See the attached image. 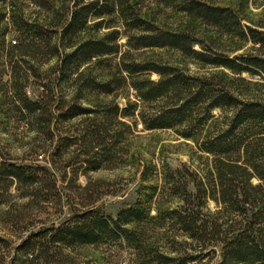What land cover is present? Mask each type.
Masks as SVG:
<instances>
[{
  "label": "trees",
  "instance_id": "trees-1",
  "mask_svg": "<svg viewBox=\"0 0 264 264\" xmlns=\"http://www.w3.org/2000/svg\"><path fill=\"white\" fill-rule=\"evenodd\" d=\"M33 1L48 12L40 19H29L13 6L12 30L18 38L24 36L10 45L13 50H23L24 45L34 42L56 58L54 86L45 84L49 90L43 89L38 99H30L24 93L17 95L37 136L59 137L57 150L62 146L68 151L73 146L81 156L77 161L85 164L83 172L98 169L112 161L116 148L124 143L123 126L127 124L122 118L136 113L146 129H174L179 136L195 143L199 156L204 152L212 157L211 166L200 177L185 166L166 165L160 189L157 183H145L157 173L156 165L146 162L136 200L120 208L115 218L92 204L96 197L92 195L93 189L88 190L91 184L87 182L82 189L87 191L88 199L74 207L67 219L21 239L16 249L21 250L22 261L37 254L40 247L46 254L53 247L46 264H96L74 260L64 249L119 237L136 244L142 223L155 220L163 229L175 226L184 244L190 245L178 257L149 251L157 262L190 264L197 252L207 249L205 254L209 258L219 254L215 264H264V100L240 96L225 71L222 75L203 77L168 62L137 60L124 53L116 63L105 64L108 69L103 75L90 70L91 61L101 65L104 56L118 53L122 32L113 26L116 18L125 27L122 34L127 35L126 43L131 48H174L233 73L250 70L264 75V53L230 57L223 51L217 52L219 40L215 42L213 38L227 34L239 40L250 39L262 49L264 30L242 23L237 9L207 0H155L184 13L185 24L177 28L158 26L143 16L138 0ZM2 16L3 13L0 19ZM102 27L112 28L99 33ZM207 27L219 35H207ZM151 72L158 77L152 78ZM233 79L242 78L237 75ZM62 84L69 85L70 93L73 91L69 99L56 94L57 86ZM125 85L136 92V99L128 100L127 106L122 108L113 98H103L116 95ZM214 108L221 109L219 116L213 115ZM75 116L82 117L73 132L69 126L62 129L54 121ZM70 160L64 161V165L69 166ZM182 169L187 170L190 178L181 181ZM46 171L44 165L0 159V186L1 181L5 182V191L11 182H16L21 195L44 200L57 191L54 183L45 181ZM166 189L176 197V205L164 204L162 195ZM210 199L214 208L208 205Z\"/></svg>",
  "mask_w": 264,
  "mask_h": 264
},
{
  "label": "rangeland",
  "instance_id": "rangeland-1",
  "mask_svg": "<svg viewBox=\"0 0 264 264\" xmlns=\"http://www.w3.org/2000/svg\"><path fill=\"white\" fill-rule=\"evenodd\" d=\"M141 4L143 16L153 20L158 26L164 28H177L185 24L184 13L178 12L171 6L157 3L155 0H138ZM213 4L230 6L237 9L242 15V23L251 27L264 30V0H207ZM16 5V7H15ZM13 6L19 8L29 19H40L47 13L42 6L33 0H0V159L16 162L44 165L46 174L45 181L54 183L57 189L56 194L44 200L32 199L21 195V189L16 182H11L5 191L0 186V264H46L47 259L52 257L54 248L51 247L45 253L40 248L35 251L34 256L29 260H23L21 250L16 249L18 243L30 232H36L48 227L51 224H59L67 219L74 207H80L85 203L86 192L82 187L90 182V189L94 190L96 198L92 203L104 214L116 217L120 208L128 206L136 200L138 191L142 185L141 170L143 164L151 162L156 165L155 175L150 181L145 183H157L159 189L163 186L162 171L168 165L176 168L184 166L196 171L198 177L203 176L211 166V155L202 153L199 156L196 152L195 143L190 139L179 136L174 129L158 128L146 129L136 113L123 117L127 126L124 128V143L120 148H116L114 159L104 163L98 169H87L83 172L85 164L78 162L77 150L74 147H60L55 145L59 137L52 139L40 134L37 136L28 122L24 109H21L20 100L17 95L26 94L30 99H38L45 89V84L54 86L57 83V72L55 71V57H50L44 48L34 42L24 45L23 50H13L11 45L14 40L19 42L21 38L13 31L12 11ZM105 22V21H104ZM116 24V26H115ZM114 27H118L124 33L125 27L121 20L116 18ZM112 26V27H113ZM109 27V28H112ZM109 28L102 27L103 32ZM212 27H207V35H219ZM120 34L118 38L119 51L115 54H108L105 61L99 65L97 61H91L90 69L97 75H103L108 69L105 64L116 63L120 60L121 54L137 60L156 59L168 62L185 68L190 74L207 76L221 72H226L231 77L234 90L244 98L264 100V75L250 70H243L240 73H233L227 68L213 66L201 62L195 58L184 55L179 50L166 47L154 48H131L126 43L127 35ZM199 35V34H197ZM201 37V36H199ZM208 39V37H206ZM27 39V38H24ZM215 42L219 40L217 52L228 53L230 57L236 54H262L264 48L260 49L258 43L247 40H239L236 37H229L223 34L220 38L215 37ZM27 40L24 41L26 43ZM197 46V44L195 45ZM239 47V48H236ZM22 54L19 58V53ZM17 61V62H16ZM154 79L158 77L156 72L149 73ZM242 79H233L237 78ZM57 86V85H56ZM56 89V88H55ZM69 85L57 86L56 94L70 98ZM70 93V95H69ZM135 90L128 85L123 86L117 94L103 96L107 100L113 98L123 108L127 106V101L135 100ZM101 96V97H102ZM96 96L93 97V99ZM88 98V100H92ZM94 105V104H93ZM214 116H219L222 112L219 108L212 110ZM82 116H75L68 120H55L57 125L65 129L67 126L70 132L77 131L80 126L79 119ZM31 121V120H30ZM32 122V121H31ZM46 135V134H45ZM66 151V152H65ZM70 151V152H69ZM71 159L69 166L64 165V161ZM62 165H64L62 167ZM158 174V175H157ZM181 181L190 178L187 170L182 169ZM255 182L256 179L254 178ZM191 190L194 189L190 183ZM84 195H81V192ZM164 190L162 198L164 204L176 205V197L168 194ZM23 193V192H22ZM160 197V193H157ZM156 194V195H157ZM208 205L214 208V201L210 199ZM154 210H152L153 212ZM140 233L135 237L136 244L129 243L123 237L114 241H106L97 244H84L66 248L67 252L74 260L86 261L96 264H163L157 262L149 251L160 253L168 252L175 257L182 255V251L189 244H184L178 236L175 226L163 229L156 225L155 220H146L142 223ZM196 245L195 242H192ZM151 247V249H149ZM188 248V247H187ZM42 250V252H41ZM203 252H197L198 256L190 264H215L219 259V254L210 258ZM218 250V248H217ZM199 251V249L197 250ZM192 253V249L189 250ZM58 255V254H56Z\"/></svg>",
  "mask_w": 264,
  "mask_h": 264
}]
</instances>
